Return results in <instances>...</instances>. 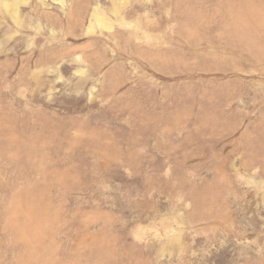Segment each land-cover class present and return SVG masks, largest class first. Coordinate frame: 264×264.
Listing matches in <instances>:
<instances>
[{"label": "rangeland", "instance_id": "374dc122", "mask_svg": "<svg viewBox=\"0 0 264 264\" xmlns=\"http://www.w3.org/2000/svg\"><path fill=\"white\" fill-rule=\"evenodd\" d=\"M0 264H264V0H0Z\"/></svg>", "mask_w": 264, "mask_h": 264}]
</instances>
